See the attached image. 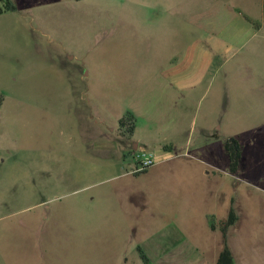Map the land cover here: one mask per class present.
Wrapping results in <instances>:
<instances>
[{"label": "rangeland", "instance_id": "374dc122", "mask_svg": "<svg viewBox=\"0 0 264 264\" xmlns=\"http://www.w3.org/2000/svg\"><path fill=\"white\" fill-rule=\"evenodd\" d=\"M12 2L0 15V264H216L209 224L231 200L233 264H264V0ZM192 52L189 144L159 164L173 103L157 76ZM133 111L135 138L156 142L133 152L155 157L136 174L115 141Z\"/></svg>", "mask_w": 264, "mask_h": 264}, {"label": "crops", "instance_id": "0c3cea01", "mask_svg": "<svg viewBox=\"0 0 264 264\" xmlns=\"http://www.w3.org/2000/svg\"><path fill=\"white\" fill-rule=\"evenodd\" d=\"M195 56V54H194ZM193 52L189 54L187 57L183 58V60L175 65L172 66L170 69L161 71L157 78L162 79L161 84L164 85V89H161V94L165 98H169L170 101L173 103V107L171 108L172 111V122L171 124H166L165 129L163 130L162 137L157 140L158 146L161 150L162 153L156 154V159L159 162V164H163L164 162H170L172 159L171 156L168 154L165 155V153H171L173 151V148H177L178 150L182 151L183 149L187 148L188 142L187 141L185 144L181 141L180 139H184V135L189 134V130L187 128L189 124L188 120V103L190 101V93L191 90L195 89L196 85L191 84L190 78L192 77V73L190 72V67L189 64L191 63V59L194 58ZM137 111H133V116H137ZM147 118L153 119L154 118V112L153 111H146L144 112ZM121 118V117H120ZM119 118V119H120ZM118 119V120H119ZM118 123V121H117ZM118 129V127H117ZM138 130V125L137 121L135 119L134 122V129L132 136L130 139L125 141L123 137H119V135L115 136V141L117 142L118 145H122L124 147V151H131L129 154L133 155V152H135L139 144H144L146 145H151L156 143L151 137L149 138H144V139H139L135 138L136 133ZM111 133L114 132L113 129L110 130ZM148 132H152V130H146ZM145 131V132H146ZM173 135H176V137H173ZM201 136L203 138H209L213 137L209 132L204 130H201ZM161 145H169L166 146L165 149L161 148Z\"/></svg>", "mask_w": 264, "mask_h": 264}, {"label": "trees", "instance_id": "16d2710c", "mask_svg": "<svg viewBox=\"0 0 264 264\" xmlns=\"http://www.w3.org/2000/svg\"><path fill=\"white\" fill-rule=\"evenodd\" d=\"M78 1V0H75ZM16 7L12 0H0V15L6 12H13ZM135 118L132 113H125L118 120V131L121 137L130 139L134 129ZM223 151L228 160V172L230 174H236L239 170L241 157H242V146L239 141L234 137L227 138L223 143ZM238 220L235 210L233 208V200L228 211V215L224 221H221L217 226L211 220L209 227L212 231L216 230L221 233L223 248L218 255L216 264H233V256L227 247V231L233 226Z\"/></svg>", "mask_w": 264, "mask_h": 264}, {"label": "built area", "instance_id": "2783aa9c", "mask_svg": "<svg viewBox=\"0 0 264 264\" xmlns=\"http://www.w3.org/2000/svg\"><path fill=\"white\" fill-rule=\"evenodd\" d=\"M135 164L132 171L133 174L143 172L155 164V157L152 153H146L142 151L141 153H133L132 155Z\"/></svg>", "mask_w": 264, "mask_h": 264}, {"label": "flooded vegetation", "instance_id": "af4514ba", "mask_svg": "<svg viewBox=\"0 0 264 264\" xmlns=\"http://www.w3.org/2000/svg\"><path fill=\"white\" fill-rule=\"evenodd\" d=\"M120 136V135H119Z\"/></svg>", "mask_w": 264, "mask_h": 264}]
</instances>
